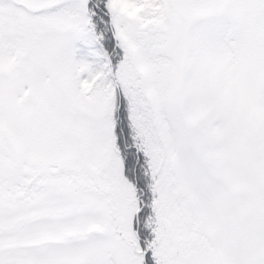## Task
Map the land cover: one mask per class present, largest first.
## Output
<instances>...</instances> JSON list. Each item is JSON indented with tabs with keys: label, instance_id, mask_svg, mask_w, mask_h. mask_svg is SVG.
I'll return each mask as SVG.
<instances>
[{
	"label": "snow or ice",
	"instance_id": "6c2138e0",
	"mask_svg": "<svg viewBox=\"0 0 264 264\" xmlns=\"http://www.w3.org/2000/svg\"><path fill=\"white\" fill-rule=\"evenodd\" d=\"M0 264H264V0H0Z\"/></svg>",
	"mask_w": 264,
	"mask_h": 264
}]
</instances>
